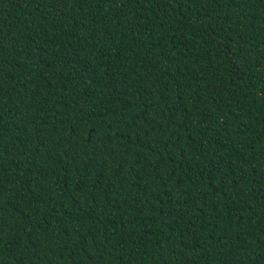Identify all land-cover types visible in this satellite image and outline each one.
I'll return each mask as SVG.
<instances>
[{"label": "trees", "instance_id": "16d2710c", "mask_svg": "<svg viewBox=\"0 0 264 264\" xmlns=\"http://www.w3.org/2000/svg\"><path fill=\"white\" fill-rule=\"evenodd\" d=\"M0 264H264V0H0Z\"/></svg>", "mask_w": 264, "mask_h": 264}]
</instances>
